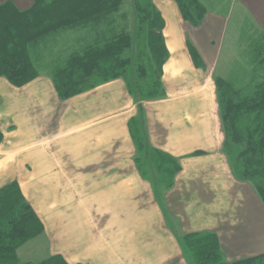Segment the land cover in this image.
I'll use <instances>...</instances> for the list:
<instances>
[{"label":"crops","instance_id":"obj_1","mask_svg":"<svg viewBox=\"0 0 264 264\" xmlns=\"http://www.w3.org/2000/svg\"><path fill=\"white\" fill-rule=\"evenodd\" d=\"M13 1L22 9L33 3ZM154 1L170 53L163 97L138 101L116 78L62 99L48 75L22 86L0 77V188L19 182L45 226L47 255L70 264H187L176 226L213 231L222 247L264 231L263 202L223 150L215 81L231 20L247 15L264 28V0H230L229 11L208 10L197 26L175 0ZM154 151L181 165L170 187L160 182ZM242 212L260 220L246 222Z\"/></svg>","mask_w":264,"mask_h":264},{"label":"trees","instance_id":"obj_2","mask_svg":"<svg viewBox=\"0 0 264 264\" xmlns=\"http://www.w3.org/2000/svg\"><path fill=\"white\" fill-rule=\"evenodd\" d=\"M132 1L133 20L127 0H33L26 9L13 0L0 1V77L22 86L45 72L62 99L116 78L125 79L138 101L163 97V68L170 57L164 17L154 0ZM175 1L195 26L209 10L203 0ZM251 29L242 41L248 73L239 69L234 78L216 76L215 81L224 153L235 177L251 183L264 204V28ZM131 131L142 151L137 120ZM3 139L0 130V144ZM151 156L161 184L170 187L181 165L160 151ZM44 231L18 181L0 188V264H21L18 249ZM184 241L196 264H264V252L230 262L213 231L185 234ZM24 264L70 263L56 254Z\"/></svg>","mask_w":264,"mask_h":264},{"label":"rangeland","instance_id":"obj_3","mask_svg":"<svg viewBox=\"0 0 264 264\" xmlns=\"http://www.w3.org/2000/svg\"><path fill=\"white\" fill-rule=\"evenodd\" d=\"M204 1L205 4L208 6L209 10L220 8L222 11H229L231 7L230 0H221V3H217L216 0H214L213 2H210V0H204ZM125 8L129 11L133 20L134 18L133 1L127 0ZM239 13H243V12H239ZM252 25H255L254 21L247 15L242 16L241 14H239L237 15V18L236 16L233 17L229 29L227 31V35L225 36V44L219 58V65L217 67V71L215 74L216 76H222L225 78H231V77L234 78L236 75L239 74V72H237L239 71V69H241L242 71L245 70L243 73L245 72L248 73L247 71L250 70L249 69L250 62L246 53H243L246 52L244 51L246 47L242 45L243 43L242 41L246 37L244 35L245 32H250L252 30L251 29ZM41 74L48 75L45 72H42ZM249 184L252 186L251 183ZM247 201L248 199L246 200V202ZM240 207L241 208L245 207V204H241ZM253 210L254 209H252V211ZM242 215L244 218L246 217V222L249 223H253L255 220L256 221L260 220V218H254V217H252L251 219L248 218L249 215H247V213L245 212H242ZM169 224L172 225L173 222L169 221ZM260 227L261 226H258L253 231V237L250 240L245 238L244 235H241V240L235 242H233L231 238H229L231 241H229L227 238L223 242V246L225 247V249L223 247V250L226 259L231 262L244 257H248L264 252V231L262 230V227L261 228ZM176 230L178 231L177 239L179 241V246L182 249L185 261L187 262V264H196L192 252L185 244L184 241L185 234L181 233V229H179V227L177 226H176ZM259 239L262 241V243L261 242L256 243ZM23 246L24 248L21 252V258H19L21 264H24L25 262L26 263L38 262L46 258L47 256H50L47 255L49 252V239L46 237L45 231L42 234L29 240ZM23 246H21L20 248H22Z\"/></svg>","mask_w":264,"mask_h":264}]
</instances>
